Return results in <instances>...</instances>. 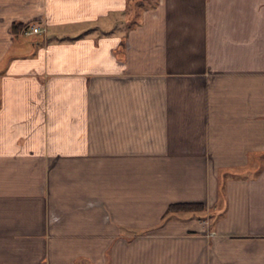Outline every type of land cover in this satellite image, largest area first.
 <instances>
[{
    "label": "crops",
    "instance_id": "1",
    "mask_svg": "<svg viewBox=\"0 0 264 264\" xmlns=\"http://www.w3.org/2000/svg\"><path fill=\"white\" fill-rule=\"evenodd\" d=\"M0 264H264V0H0Z\"/></svg>",
    "mask_w": 264,
    "mask_h": 264
},
{
    "label": "trees",
    "instance_id": "2",
    "mask_svg": "<svg viewBox=\"0 0 264 264\" xmlns=\"http://www.w3.org/2000/svg\"><path fill=\"white\" fill-rule=\"evenodd\" d=\"M33 21L34 20L28 22H22V21L14 22L13 30L17 31L19 29L22 32H25L27 29L30 28ZM203 208H204V204L202 202H174L169 204L165 215H167V213H169L170 211H174V210H181V209L202 210Z\"/></svg>",
    "mask_w": 264,
    "mask_h": 264
},
{
    "label": "built area",
    "instance_id": "3",
    "mask_svg": "<svg viewBox=\"0 0 264 264\" xmlns=\"http://www.w3.org/2000/svg\"><path fill=\"white\" fill-rule=\"evenodd\" d=\"M45 29H46L45 26L35 23L26 31L29 33H37V32H43Z\"/></svg>",
    "mask_w": 264,
    "mask_h": 264
},
{
    "label": "rangeland",
    "instance_id": "4",
    "mask_svg": "<svg viewBox=\"0 0 264 264\" xmlns=\"http://www.w3.org/2000/svg\"><path fill=\"white\" fill-rule=\"evenodd\" d=\"M139 5H142L140 2H136L135 3V9H136V11H139V12H141V7H139ZM26 37V36H25ZM28 38V37H27Z\"/></svg>",
    "mask_w": 264,
    "mask_h": 264
}]
</instances>
